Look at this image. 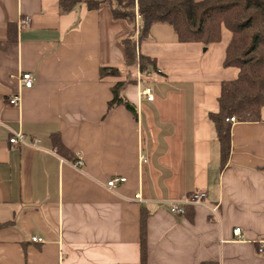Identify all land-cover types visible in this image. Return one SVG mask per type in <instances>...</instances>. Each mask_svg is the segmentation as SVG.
<instances>
[{"label":"crops","instance_id":"0c3cea01","mask_svg":"<svg viewBox=\"0 0 264 264\" xmlns=\"http://www.w3.org/2000/svg\"><path fill=\"white\" fill-rule=\"evenodd\" d=\"M58 1L0 0V222H16L0 229V264H137L142 208L148 264H264V121L233 123L222 167L207 118L222 82L240 72L225 66L231 32L205 46L155 24L139 43L138 19V54L156 64L146 78L155 99L129 84L132 111L110 107L119 78L100 75L102 66L125 69L128 22L82 3L62 12ZM23 72L34 73L33 87L21 85ZM17 93L20 104H10ZM18 133L27 144L10 142ZM58 135L82 167L55 150ZM114 176L127 180L110 189ZM195 191L208 197L188 206L193 214L170 211Z\"/></svg>","mask_w":264,"mask_h":264},{"label":"trees","instance_id":"16d2710c","mask_svg":"<svg viewBox=\"0 0 264 264\" xmlns=\"http://www.w3.org/2000/svg\"><path fill=\"white\" fill-rule=\"evenodd\" d=\"M85 4L90 10L109 8L114 18L124 19L131 27L123 44L127 53L125 69L102 66L101 78L112 75L119 78L113 86L114 97L110 107L125 104L136 111L133 103L123 97L122 92L129 84L136 83L137 64L142 71L155 69V60L138 54L136 32L138 11L140 28L139 43L150 37L155 24L172 27L178 41L198 42L205 46L220 42L223 28L231 32L225 57V66L239 68L238 77L222 82L219 107L207 113L215 129L220 145L221 166H226L232 152V127L229 119L238 121H264V0H59L60 11L68 12L78 4ZM9 35L16 37L14 24L9 26ZM55 150L64 158L75 161L72 152L54 137ZM186 211L193 214L192 208ZM149 211H141L140 261L148 264V217ZM15 219L0 222V229L12 227ZM201 264H220L217 261H203Z\"/></svg>","mask_w":264,"mask_h":264},{"label":"built area","instance_id":"2783aa9c","mask_svg":"<svg viewBox=\"0 0 264 264\" xmlns=\"http://www.w3.org/2000/svg\"><path fill=\"white\" fill-rule=\"evenodd\" d=\"M136 16H137V24H138V11L136 10ZM30 24V19L29 18H24L22 19L20 26H27ZM139 26V24H138ZM136 84L139 87V94L140 97H146L149 101H153L155 99V94L153 91V87L146 82V78L151 76V71H142L140 69V65L137 67V72H136ZM19 81L23 87L26 88H31L35 84L36 77L34 73L32 72H23L20 75ZM8 102L13 105H19L21 102V96L19 93L15 94L14 96L10 97L8 99ZM233 123L237 122L238 119L236 116H232L230 119ZM11 143H24L27 144L28 141L26 139V136L23 133H18L14 137L10 139ZM146 157L144 155L141 156V162H145ZM73 164L75 167L80 168L84 164V159L80 154H77L76 160L73 161ZM127 180L126 177L122 176H114L108 181V187L110 189L115 188L119 183H124ZM208 197L207 191H195L191 193L190 195H187L186 201L185 202H172L170 203V211L175 214H181L184 215L186 208L185 205H193L197 206L202 203H204L205 199ZM136 198H141V194L138 193L136 195ZM219 206L218 205H213L210 207L211 212L213 214H217ZM234 234L237 236L241 235V228H236L234 230ZM34 242L38 243H43L45 242V239L40 238V237H33L32 239ZM260 251L264 252V244L259 248Z\"/></svg>","mask_w":264,"mask_h":264},{"label":"rangeland","instance_id":"374dc122","mask_svg":"<svg viewBox=\"0 0 264 264\" xmlns=\"http://www.w3.org/2000/svg\"><path fill=\"white\" fill-rule=\"evenodd\" d=\"M226 31H228L230 33V31L226 28H223V33H224V37L226 36ZM223 37V36H222Z\"/></svg>","mask_w":264,"mask_h":264}]
</instances>
